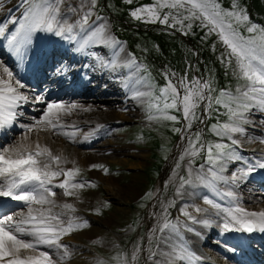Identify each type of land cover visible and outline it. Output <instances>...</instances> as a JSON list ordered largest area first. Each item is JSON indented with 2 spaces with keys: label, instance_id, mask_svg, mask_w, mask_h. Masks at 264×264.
<instances>
[{
  "label": "snow or ice",
  "instance_id": "obj_1",
  "mask_svg": "<svg viewBox=\"0 0 264 264\" xmlns=\"http://www.w3.org/2000/svg\"><path fill=\"white\" fill-rule=\"evenodd\" d=\"M131 3V0H126ZM67 0H20L19 8L21 9L20 18L11 16L6 22L0 23V38L7 40L9 47L17 54L20 53L22 46L31 42L33 34L39 31L54 32L57 36H66L67 39L75 41L78 45L77 50L82 51L92 44L108 46L112 49L123 51L121 42L115 37L108 34V28L102 23V17L95 16L94 11L98 0H81L77 6L65 4ZM90 4V7H85ZM5 7L3 0H0V9ZM156 7L183 10L187 15H183V20L190 23L187 27L190 29L191 21L199 20L202 27L208 29L209 33H216L219 40L226 47L228 63L235 60L234 74L242 78L245 84L237 93L221 90L217 97L211 95L213 89L208 81L193 79L191 82L186 78L176 77L168 79L164 87L159 89V96H151V93L136 91L134 98L148 95L153 101L149 103L150 110L155 109L158 115L150 112L149 119H164L176 121L175 115H169V109H175L181 112L185 121V127L191 128L192 121L201 119L196 115V109L201 102H207V107L211 109L212 102L217 105H223L228 110L229 122L212 125V130L217 136L223 138L228 136L231 144L215 143L201 145V148H207V157L205 164L200 165L198 171H194L189 166V176L180 177V188L185 185L195 186L204 185L214 189L215 181L225 180L227 178L220 176L217 167L223 171L224 160L242 159L236 156L235 147H239V142L231 139V133H243L241 127L247 123L245 114L253 108H259L264 111V27L251 24L246 28L247 37L242 35L235 25L249 24V17L246 10L238 6L237 0H233L231 10H225L217 0H156V6H144L132 11L130 15L136 19H141V14H147L145 22H155L159 16ZM10 10V9H9ZM171 13H166L161 23H168ZM71 16L77 18L70 22ZM174 23H181L173 16ZM18 25L15 31L6 35L9 25ZM174 26V25H173ZM95 55V54H93ZM113 55H118L114 52ZM102 67H111L115 70L117 67H135L137 71L141 66L137 64L134 58H130L123 64L112 62H101ZM146 71V70H145ZM3 74L7 77L4 79L0 76V128L11 126L19 113L16 111L22 103L28 102V97L20 89L25 85L19 80H14L13 73L7 68H3ZM166 77L169 74H165ZM175 77V74H171ZM128 79H131L129 77ZM142 77H138L136 83H141ZM34 102L42 103L43 97L35 98ZM79 107L76 104L65 105L62 103H48L47 108L40 120L35 121L32 125H20L26 129L21 142L15 145L7 146L0 149V198H10L13 201L22 202L27 205V213L11 214L0 213V264H63V261L70 258L68 246L61 244L65 235L87 227L86 221L80 218L70 216L65 222L61 217L67 213L74 212L75 209L71 204H63L59 207L61 212H53L56 207L52 197L56 196L53 190L58 187L64 190V195H76V189L86 186L94 187V183L75 182V177L79 174L80 169H62L57 167L53 169V164L59 165L66 162V158L61 155H53L47 146H42L39 142L34 145L26 143L28 141L27 133L37 130L52 131L57 135H64L74 140L78 129L75 125L70 127L72 131H65L66 126L61 123L63 115L70 114ZM203 122V120H201ZM181 131V129H174ZM87 139V135L85 136ZM199 140V134L196 137ZM264 143V139L260 141ZM189 147L185 150V155L195 157L200 149L195 147L194 141L189 139ZM215 149V151H213ZM74 163V162H73ZM248 167L241 175H247L257 167L264 168V159L257 158L254 162H246ZM191 165V162H190ZM91 168H102L107 174V169L103 165H92ZM241 175L233 173L231 181L235 183L241 178ZM63 176L64 179L58 184H54V179ZM180 189H178V194ZM225 195L232 196L231 192ZM205 204L211 207L219 208L213 199L208 196L203 197ZM38 205L39 207H33ZM47 206V207H46ZM166 211V210H165ZM181 214L188 220L196 223L202 222L208 224L207 220L197 221L196 217L188 211L187 207L180 209ZM196 212H204L206 209L195 208ZM226 212V219L223 224L225 230L253 232L259 230L264 232V211H248L243 207L236 206L223 210ZM162 223L158 225L161 234L168 230L170 233L179 234L181 225L179 222H172L163 216ZM191 231L192 229H188ZM31 237L25 240L23 237ZM169 236L157 237L158 245L165 244L171 248V251H151L149 259H154L155 264H172L176 259H186V251L177 248L169 243ZM53 248L58 253V259L47 251H40V247ZM139 251V248L136 250ZM157 256L164 257L162 262L155 259ZM119 260V264H127L126 260ZM133 260L137 259L134 252ZM97 264H104L98 261Z\"/></svg>",
  "mask_w": 264,
  "mask_h": 264
},
{
  "label": "rangeland",
  "instance_id": "obj_2",
  "mask_svg": "<svg viewBox=\"0 0 264 264\" xmlns=\"http://www.w3.org/2000/svg\"><path fill=\"white\" fill-rule=\"evenodd\" d=\"M140 1H143L142 4L139 7H136L134 10L144 6H156V0H150L149 3H146L144 0H131V3H137ZM10 2L16 3L15 9L13 10V15L19 19L21 14V9L19 8L20 0H3L4 5ZM74 3H76V5ZM80 3L81 0H67V3L64 7L66 8L67 4L77 6ZM121 3L129 4L126 2V0H98L95 9H93V20L95 19L96 15H99L103 18L100 22L107 25L108 34L115 38L123 39L121 43L123 51H120L119 49H112L108 46L100 44H92L84 50L78 51V45L76 42L69 39L66 41V46H64L65 48L62 49V52L66 51L68 55L66 58L69 65H73L72 67H74L83 57H85L87 60V76H89V74L91 76L92 74L98 75L101 76V79L103 78V82L106 81V83H109L110 89L105 90L102 93L92 85L87 86L91 88L89 90L91 91L90 98L93 99V102H99L95 103V105L104 103L102 100L119 103L121 105V109L119 113L117 112L118 115L127 117V119L117 121V124L119 125L110 126L107 128L105 131L109 133V136H107V138L99 144L101 145L103 142L111 141L112 143L110 142V144L114 145L115 147L122 148L127 146L129 148L128 156L117 158L116 161L118 162L116 163L97 160L85 164H71L73 167H78L80 169V172L77 176L91 177V175L95 173H100L103 177L112 176L117 186L122 188L121 190H119L117 187H107L99 182L94 188H81L73 190L75 191L76 195L66 196L63 192L56 193V196L52 197L53 200L71 201L73 204L79 207V210L87 213V215L90 217V221L93 223L89 227L74 231L62 238L63 241L67 242L66 245L68 246V251L70 254V258L63 261V264H71L73 261L77 262L78 260H81L82 262L75 264H97L93 254L88 251L84 252V249L87 247L92 248L96 253L103 254L107 259V262L104 264H119V260L117 258L126 260L127 264H155L154 259H149L148 257L151 251H158L157 237H160L161 233L157 230L155 235L151 233L148 237L146 217L147 211L155 198L156 192L157 201L159 202V213L161 217L167 215V218L170 221L174 223L179 222L181 225H183L185 221H190L181 214L180 209L184 207L187 199H189L186 198V196H192V193L190 194L189 190H196L197 188L194 189L193 186L185 185L181 189L180 177H185L186 179L188 178L189 166H191L193 163H198L199 166L202 165V156H197L203 150V148H201V145L204 142L203 133L206 132V134L214 136L211 139L210 144H215L219 141H221L219 143L231 144V140L228 138V136L223 138L217 136L216 132L212 130V125L214 124L207 125V119L209 115L207 102H201L199 104V107L196 109V115L201 119L193 120L191 128L185 127L184 121V127L182 130L184 145L177 150H175V147L180 137H177V140H175L176 142L172 144L171 135L168 134V131H170V134H173L175 131L174 129L176 126H174V123L176 121H171V124V122L169 123L164 119H149L150 112L154 115L158 114L156 113L155 109L150 110L148 107L149 103L153 101L150 100L148 95L134 98V93L136 91L152 93V91L157 90L160 85L165 86L168 79H173V82L175 83L176 77L186 78L189 82H191L193 79H198L201 81H208L210 84H213V77H210L211 75L209 76L204 70L203 65L206 63H203L204 59L200 57L199 52L193 49L192 46V51L188 52L186 50L187 45H181L179 47V52L181 51V55L176 59V61L170 63L164 57L159 56V53L161 54V50L159 49L154 37L150 36L151 38H148V43L144 41L142 42V40L139 39V33L145 34L147 30H149V33L157 34V32L160 33V30H171L173 27L182 31L183 34H193L192 26L190 29L187 27L190 21L183 20V15H187L186 12L179 10V13L182 14H178V10L176 9L156 7L159 18L155 22H145V19H147V14L142 13L141 19H136L130 15V13L134 10L125 15L123 14L124 7L121 5ZM87 7H90V4L86 5L85 11L87 10ZM239 7L245 10L244 6ZM169 12L171 15H169L168 23H161L160 21L163 20L164 15ZM246 13L249 17V24L240 27L245 28L243 32L246 34H242L240 32L245 37L249 35L246 31V28L253 24L254 20L260 21L261 23L264 22V18L261 16V14H248V11H246ZM173 16H176L177 20H182V24L174 23ZM250 17H252L253 20L250 19ZM73 18L75 20L77 16H74ZM191 24L197 25V30H206L207 38L213 39L209 47L210 51L214 54L217 60H221L225 62L226 65H228L229 74L243 80L234 74L235 60L233 59L231 64L228 63L226 47L219 40L217 34L209 33L207 28L202 27L199 20H193L191 21ZM254 24L258 25L257 22ZM259 26L264 27L261 24ZM16 27H18V25L10 24L6 34L10 35L12 31H15ZM234 27L239 26L235 25ZM238 30L240 31V29ZM41 35L42 31L33 34L30 44H32ZM127 37H129L131 40L133 47L131 51L124 40ZM205 43L208 44L210 42L209 40L206 41L205 39ZM28 48H30L29 45ZM2 50H0V53L3 58H5V50ZM6 50L8 51L7 48ZM114 52H118V55L120 56L119 59H117L118 55H113ZM132 52H134L136 55H134ZM152 52L158 57V69H156L158 72L156 75H152L150 73H146L144 75V73H142V63L137 62V59H149L153 56ZM182 54H184L183 58L181 57ZM2 56H0V58H2ZM130 58H134L137 64L141 66L139 71H137L135 67H117L115 70H113L111 67L101 66V62L110 63L112 61H117V63L123 64ZM10 59L12 60V57H10ZM163 61L165 62L162 63ZM200 65L202 66L201 73H199L197 69V67ZM7 68L13 72L12 68H9V66ZM166 73L169 74L167 77L165 75ZM173 73L175 74V77H172L171 74ZM129 77H131V79H128ZM138 77L143 78L141 83H136ZM144 77L146 78L144 79ZM151 80L155 81L150 82ZM244 84L245 82L236 85L235 88L232 89V94L235 95L237 90L241 89ZM128 89L131 91V94L130 97L126 98L125 95L130 93L128 92ZM50 90L54 89H48L45 87L44 89L42 88L41 92L42 94H45ZM21 92L25 93L26 91L22 90ZM35 98L36 97H34L33 100H35ZM48 103L64 104L65 101L55 100ZM46 108L47 105L42 107V113L39 114V117L35 120L41 119ZM112 110L114 111V109ZM169 110L173 112L175 109ZM98 112H101L99 108ZM175 112H177V110H175ZM27 116L28 115H25V117ZM109 116L112 117V112ZM245 117L248 122L241 125V127L244 129V132L230 134L231 139H235L239 142V147H237L239 153L236 151L235 153L236 156L242 157V159L233 158L221 162L223 163V171H220L218 174L224 178H227V182H225V180L215 181L214 189L197 184L200 188L197 189L201 195V199H199L200 202L204 201V196H208L210 199H213L216 202L227 199L231 203L232 199L235 201L234 194H237L239 197L245 196L242 194L243 188H247L249 186L250 193H248V196H257V199L259 197L261 199L264 197V191L260 189L257 190L258 188L255 189L252 179L249 180L246 175H241L243 171L247 170L248 165L246 162H254L257 158L264 159V143L260 142L262 139H264V111H261L259 108H253L245 114ZM201 120H203V122H201ZM28 121L29 120H26L25 118V120L22 122H24L23 124L25 125L32 123V121L27 123ZM228 122L229 117L227 123ZM137 125H139V127H136ZM165 126H167V128ZM142 129L146 130L147 132H141L140 136H138V132H140ZM148 131H152L154 134H156V136L158 135L157 140L164 143V146H166V148L162 151V156L164 158L167 156L165 161H168V167L166 172H164L162 180L159 175L156 177L155 172L151 173V171H153V166H156L154 161L156 159L155 157L160 158L161 156L154 153L155 151L153 148H151L150 140L146 138L148 136ZM25 133L26 131H21L20 133L15 134L8 140L7 143L2 145L0 149L15 145L20 137H22ZM197 134H199V140L196 139ZM137 136L140 139H137ZM189 139L194 141L195 147L200 149L199 153L195 157L185 155V150L189 147ZM249 145L256 147L253 150H249ZM135 153L141 154L143 157L133 156ZM169 155H172V157H169ZM92 165H103L104 168L108 170L107 174H105L102 168H91L90 166ZM191 168L193 169L192 166ZM253 172L255 173V170ZM233 173L241 175V178L235 183H233L230 179ZM178 189H180L179 194ZM146 190H148L149 193L146 196H142L145 195L144 191ZM228 192H231L233 195H225V193ZM137 198H142V200L134 206H131L133 201ZM197 207L200 208V205ZM197 207L193 206L192 209ZM19 210L22 211L25 209L15 206L11 212L16 211L17 213ZM188 211L190 212L189 209ZM199 217V221H208V224L197 222V227H199L201 231L207 232L204 234L207 244H203L201 242L198 244L199 246L196 247L199 254H201L203 258H207L206 261L210 262L211 264H232L231 260L223 253L217 252L211 248L222 246L228 251L232 252L231 250L233 249L229 247L225 239H223V226H219L218 223L212 224L206 215H199ZM128 222H134L135 225L131 228H128ZM161 223L162 221L156 225V229H158V225ZM147 238H149L148 242ZM70 240H72L73 244L70 243ZM114 243H120V247L115 248ZM146 245V255L144 256V253H139L137 259L133 260L132 257L134 252H137V248H139L140 251H143V248ZM48 249L51 252L52 248ZM56 259H58V256ZM159 259L164 260V257ZM182 261L183 263L188 264L185 259Z\"/></svg>",
  "mask_w": 264,
  "mask_h": 264
},
{
  "label": "bare ground",
  "instance_id": "obj_3",
  "mask_svg": "<svg viewBox=\"0 0 264 264\" xmlns=\"http://www.w3.org/2000/svg\"><path fill=\"white\" fill-rule=\"evenodd\" d=\"M76 5V3H74ZM16 3L15 2H10L8 4L5 5V7L3 9H0V22H6L13 13V10L15 9ZM10 9V10H9ZM74 16L70 17V22L74 21ZM55 38H57V35H55V33L53 35H49V33L45 32L43 35L40 36V38H38L37 41H35L33 44H28L29 45V50L31 52V50H34V47L36 46V55L37 58L40 59V56L47 59L50 58V60H52L54 63L52 64V66L49 67H53L55 66V64H57V59L54 58L56 55V52H53L50 54L51 49L53 47V43H57V44H61L65 41L66 36H62L57 42H55ZM1 41V38H0ZM35 46L33 47L32 45ZM57 45V46H59ZM26 46V45H24ZM22 46V47H24ZM22 49V48H21ZM41 49V51H40ZM63 48H61L62 50ZM9 51L11 52L10 54H15V56L18 58L19 61H21L19 59V54L15 53L10 47H9ZM21 52V51H20ZM66 51L64 52H58L57 56L59 58V60L66 62L67 58L66 56ZM120 56H117V59H119ZM18 61V62H19ZM68 63V61L66 62ZM9 62V60L7 58H0V76H3L4 79H7V77L3 74V68L4 67H8L11 68V64ZM27 65H25L24 67H26ZM44 66V65H43ZM47 67V64L45 65ZM69 66V64H68ZM32 67V65H31ZM76 67V66H75ZM23 75H27L28 73L25 72V69L22 70ZM33 69H31V72H29V75L31 73H33ZM13 73V78L14 80H19L21 83L24 81L23 76H19L17 75L15 72ZM61 77L57 78L55 81L51 80L49 81V84L51 86H55L58 87L61 84ZM49 80V79H48ZM99 80V79H98ZM45 80L38 78V83L37 85H40L41 83H43ZM30 87V86H27ZM41 87V85H40ZM26 88V87H24ZM96 88L98 90H100L101 92H104L105 90L110 89L109 83H106L102 81H100L97 85ZM71 90H65V89H59V91L57 93H55L54 96H74L76 97L74 99V101H71L70 104H76L79 107H77L75 110H73L70 114H66L63 115L61 118V123L66 125V126H71V125H77V124H95V123H99L100 125H103L106 122L109 121H119L122 119H127V117L122 116V115H118L120 109H121V105L119 103L116 102H112V101H104V103H100L99 105H95V103H99V102H93V99L90 98V94H84V93H79V92H70ZM68 92V93H67ZM128 92H130L129 94H126V98L130 97L131 91L128 89ZM32 92L29 93H25L24 95H26L27 97H29L31 95ZM69 94V95H68ZM100 99V98H98ZM29 100V99H28ZM69 104V105H70ZM98 108L101 110V112H98ZM114 109V111L112 110ZM112 112V117H110L109 115ZM118 112V113H117ZM109 114V115H108ZM29 118V117H27ZM35 123V122H34ZM25 125V124H24ZM32 125V124H30ZM23 131H26V129L24 128ZM25 135V134H24ZM23 135V136H24ZM28 135V141H26V143H30V144H35L36 142H39L42 146H47L53 155H65L67 158H69L72 163H81V164H85V163H90L93 161H97V160H103V161H109V162H118L116 161L117 158L123 157V156H128V150L129 148L127 146L125 147H115L114 145L110 144L111 141H106L100 144H96L94 147L96 148H91V149H82L81 146L77 145V139L75 138L74 140H71L72 143H68L66 141H63V139L57 135L54 134L52 131H48V130H37V131H33L31 133H27ZM22 137H20V139L18 140V142H21ZM107 136H109V133L106 134L105 138L103 137L99 142L104 141ZM244 141V140H243ZM242 141V142H243ZM17 142V143H18ZM15 143V144H17ZM112 143V142H111ZM247 143L249 144V142L247 141ZM184 145V141L183 138L181 136L180 140L177 142L175 150H177L178 148H180L181 146ZM256 146H248V149H254ZM133 156L136 157H143V155L141 154H137L135 153ZM91 177L95 178L96 180H98L99 182H101L102 184H104L107 187H117L119 190H121V187H118L116 182L114 181L113 177H103L100 173H95L92 174ZM58 178L54 179L53 183H55V181ZM260 185V184H259ZM194 189H200L198 187V185L193 186ZM193 190L190 189V194L192 193V196L187 195L186 198L187 202L186 204H184V207H187L190 212L193 215H206L208 216L210 222L212 224H219V226H223L225 219H226V212H224V209L227 208H234L236 206H240L245 208L246 210L249 211H255V212H259V211H264V197L261 199L256 198L255 197H251L248 196V193H250V186L249 187H244L243 188V192L242 194H244L245 196L239 197L237 194H234V198L235 201L232 199L231 203L225 199V200H221V201H215V203L217 205H219V208H214L209 206L208 204H205L204 201L200 202L199 199H201V195L200 192L198 190ZM227 191V190H226ZM20 202H18L17 204H19ZM158 201H157V192L155 195V198L153 200V202L150 204L149 209L147 211V228H148V237L151 233H153V230L156 229V225L162 221V217L159 213V207H158ZM234 203V204H233ZM233 204V205H232ZM21 205L26 206L27 209V205H25L24 203L21 202ZM200 208L204 209V207H206V209H208V211H204V212H196L195 209H192L193 206H199ZM33 207H39L38 205H34ZM47 207V206H46ZM27 211V210H26ZM194 211V213H193ZM257 236H261L264 238V232H261L259 230H257ZM196 235L195 237L192 239V241H195L196 244L194 246L188 247V246H184L181 243H179L178 241L175 240L174 237L169 236L167 234H161L160 237L163 236H169L171 239L169 241V243L173 246H175L177 248V250H181L183 249L184 251H186L187 253V257L185 261L188 262V264H211L210 262H207L205 258L202 257L201 254H199L198 250L196 249V247H198L199 243H203L205 241V236L204 234H206V231H201V230H197V232H195ZM194 233V234H195ZM193 234V235H194ZM255 238V237H254ZM23 239L25 240H30L31 237L25 236L23 237ZM149 241V238H147V242ZM263 241H260V243ZM205 244V242L203 243ZM42 247V246H41ZM256 247V246H255ZM254 245L252 246V248H255ZM213 250H216L217 252L223 253L226 257H228L229 259H232V261L238 262L239 264H245L244 260L241 258V256H237L234 255L233 253H231L230 251H228L227 249H225L222 246H216V247H211ZM147 249V245L144 246L143 251H138L135 252L136 256L138 257L139 253H144L145 254V250ZM159 249H163L164 251H171V248L168 247V245L165 244H159L157 246V250L159 251ZM47 250V249H45ZM42 250V251H45ZM41 251V250H40ZM51 255L53 256V259H56L58 256V253L55 251H51ZM253 259L256 258L255 254L252 256ZM184 260V259H183ZM174 261H178V263L182 260L180 259H176ZM82 262L81 260L73 261V263L71 264H75V263H80ZM180 262V264H181ZM185 264V263H183ZM233 264V263H232Z\"/></svg>",
  "mask_w": 264,
  "mask_h": 264
},
{
  "label": "trees",
  "instance_id": "obj_4",
  "mask_svg": "<svg viewBox=\"0 0 264 264\" xmlns=\"http://www.w3.org/2000/svg\"><path fill=\"white\" fill-rule=\"evenodd\" d=\"M250 0H237L238 6H246L248 5ZM218 3L223 4L224 7H229L232 6L233 4V0H217ZM252 4L253 6L257 9L259 8L260 11H262V7L260 6L258 0H252ZM193 34H191V36H193L194 38V42L198 43L200 46H203V51L202 54L204 55L205 58V62L207 64V68H208V72L211 76L214 77V79H216L220 85H222L224 82H228L230 81V78H228L227 76L224 77L226 75V67L224 66L223 63H220L219 60L215 59L214 54L210 51L209 47L213 41V39H209L207 38V33L206 30H197V26H193ZM149 36L154 37L156 40V43L159 46V49L161 50V54L159 53L160 57H164L166 60H168L170 63H173L174 61H176V59L181 55V51L179 52V44L180 42L183 44L182 40L175 37V36H168L166 34L163 33H152L149 34ZM147 35V37H149ZM149 37V38H151ZM205 39L206 41L209 40L210 43H205ZM184 54H182V58H183ZM224 78L222 81L221 79ZM214 109H217L219 112L222 113H227L228 110L227 108H225L223 105H217L215 104ZM214 122L216 121H224L225 116L220 114V115H213L212 118ZM217 119V120H216ZM176 127L179 126V122L177 121V123L174 125Z\"/></svg>",
  "mask_w": 264,
  "mask_h": 264
}]
</instances>
